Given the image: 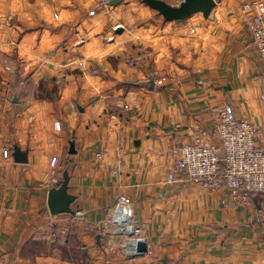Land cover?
<instances>
[{
    "label": "crops",
    "instance_id": "0c3cea01",
    "mask_svg": "<svg viewBox=\"0 0 264 264\" xmlns=\"http://www.w3.org/2000/svg\"><path fill=\"white\" fill-rule=\"evenodd\" d=\"M111 1L0 0V264H264V196L237 206L183 173L168 182L173 149L218 144L214 109L230 105L264 146V64L241 13L264 0H215L199 29ZM149 74L153 91L138 86ZM65 170L75 215L52 217ZM121 196L144 224L138 256L111 237Z\"/></svg>",
    "mask_w": 264,
    "mask_h": 264
},
{
    "label": "built area",
    "instance_id": "2783aa9c",
    "mask_svg": "<svg viewBox=\"0 0 264 264\" xmlns=\"http://www.w3.org/2000/svg\"><path fill=\"white\" fill-rule=\"evenodd\" d=\"M241 10L242 21L248 25L253 44L264 64V2L246 3ZM192 33H196V30L193 29ZM213 113L216 116L218 144L197 139L173 149L170 156L174 171L169 175L168 182L173 183L176 174L183 173L187 180L210 192L227 190L233 204L237 206L248 203L252 195L264 196V146L260 145L261 131L251 121L237 119L230 105L214 109ZM3 156L8 158L10 153L4 151ZM57 164V159L51 163L52 167ZM53 184L54 187L59 186L57 180ZM77 216L84 219L85 213L77 212ZM110 225L112 239L117 244L125 243L124 254L127 257L138 256L144 224L137 219L124 196L111 209ZM53 238L56 240L57 236L53 235Z\"/></svg>",
    "mask_w": 264,
    "mask_h": 264
},
{
    "label": "water",
    "instance_id": "95a60500",
    "mask_svg": "<svg viewBox=\"0 0 264 264\" xmlns=\"http://www.w3.org/2000/svg\"><path fill=\"white\" fill-rule=\"evenodd\" d=\"M125 0H112L108 5L116 7ZM146 6L158 12L163 17L165 23L185 21L196 14H202L205 19L210 18L213 10L216 7L215 0H183L179 6H172L163 0H141ZM121 29H119V32ZM140 87L147 88L149 91L155 90L156 82L154 75L149 74L147 81L139 83ZM70 153L76 154L75 144H71ZM13 157L16 163L27 164L28 154L22 152L19 147L14 149ZM70 175L69 171L65 170L63 173V181L57 187H53L47 198V205L49 213L52 217L61 215H75L72 205L76 202L77 197L69 193ZM132 235V230H129ZM100 240V236L97 237ZM138 251L143 254L147 251V246L140 241L138 244Z\"/></svg>",
    "mask_w": 264,
    "mask_h": 264
},
{
    "label": "rangeland",
    "instance_id": "374dc122",
    "mask_svg": "<svg viewBox=\"0 0 264 264\" xmlns=\"http://www.w3.org/2000/svg\"><path fill=\"white\" fill-rule=\"evenodd\" d=\"M139 1V0H138ZM141 2V0H140ZM195 17H198V15L194 16V17H191L189 18L188 20L186 21H189L191 24H194V25H197L196 27L198 28V20L195 18ZM202 17V16H200ZM185 21V22H186ZM199 29V28H198ZM50 252H53L54 254H57V256H60L62 258H73L75 256V253L74 252H69V251H66V250H61V249H55L54 247H51V246H47V247H42L39 252H42V254H50Z\"/></svg>",
    "mask_w": 264,
    "mask_h": 264
}]
</instances>
